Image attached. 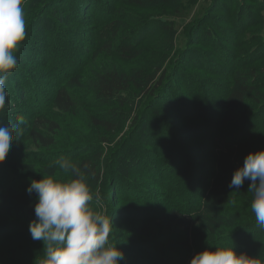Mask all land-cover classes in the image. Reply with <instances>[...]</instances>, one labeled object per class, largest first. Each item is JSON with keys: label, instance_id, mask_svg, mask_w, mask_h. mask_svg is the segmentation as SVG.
<instances>
[{"label": "rangeland", "instance_id": "obj_1", "mask_svg": "<svg viewBox=\"0 0 264 264\" xmlns=\"http://www.w3.org/2000/svg\"><path fill=\"white\" fill-rule=\"evenodd\" d=\"M37 4L38 2L30 3V6L25 8L26 10L23 9L24 12L29 10L32 12L31 8L34 10ZM59 8L63 9L65 14L68 12L72 17V22L66 21L69 29L58 24L57 11ZM41 10H44V16L54 23V27L46 26V32L39 29L44 34H40L38 30L31 33L30 47L35 40L45 41V43H42L41 47L38 43L36 50L25 51L20 56L17 68L10 74L5 85L7 91L5 103L0 106V109L4 107L7 111L13 110L14 115L7 120L6 125L15 130V137L19 131L20 133L23 131L20 129L27 125L26 121L38 114L36 104L31 105L30 103L34 100L36 103L37 97L41 98L39 95L46 96L51 88L61 86L64 84V79L67 80L74 75V72L81 71L86 63L84 54L87 45L84 44V38L91 44L95 43V37L103 35L105 27L114 22L120 25L117 27L120 41L130 40L133 37L137 38V44L133 55L126 54L124 59H120L121 52L115 50L109 62L129 76L140 73V80L133 84H142L146 76H151L159 69L158 76L166 73L163 81V90H166V93H162L161 98L162 100L167 99L161 102L165 106L161 110H163L162 115L172 122L173 127L182 120V117L176 115L177 113L184 114L187 120L193 118L192 123L200 127L208 126V119L222 118L220 109H222L227 93L236 83L238 76L239 80H241L240 77L245 79V75L249 73L250 79L247 86L250 92L244 98L240 109L229 117L227 125H231V135L238 143L237 146L245 145L246 154L264 149V105L258 108L264 102V0H140L139 6L123 3L122 0H51ZM83 46L85 50L82 51ZM118 46L119 44L114 45L113 48H118ZM43 55H46L45 61H42ZM42 62H45L44 65ZM96 62L102 61L96 58ZM252 71L254 74L257 71L256 76L251 74ZM89 72H82L80 76L89 78ZM75 81L77 84L82 79L77 78ZM240 85L241 83L238 84ZM34 86L37 97L31 90ZM75 89L72 92L78 96L82 114L85 117L82 119L78 117V120L71 122L63 119L60 122L64 132L59 138L60 147L56 150L53 159L33 156L36 155L33 154L34 150H25L28 154L24 160V166L20 165V170H22L20 173L36 180L42 179V175H51L60 181L71 179V174L65 173L57 161L70 160L66 156L68 151L72 152L77 161L82 157L93 156L95 146L101 142L102 137H105L107 143L102 144L101 184L97 189L99 190L98 196L94 198L91 206L97 211H104L109 217L113 215V211L117 210L116 205L122 212L132 208V211L139 217L143 216L140 221L149 216L145 213L147 205H137L134 197L143 203L155 200L159 205L166 207L167 187L163 188V186H166L171 178L178 179L177 174L180 173L181 168L184 165L188 166L189 156L193 159L200 156L203 134L197 133L199 129L195 128L198 127L193 128L191 125L182 123L188 128L185 134L181 131L178 134L174 130L172 134L167 135L173 136L171 139L168 137L166 139L171 142V148L168 149L170 153L167 154L163 152V148H166L163 144L165 137L155 134L153 124L150 123V120L157 115L152 108L156 100L140 101L139 91L131 88V91L128 90L124 94V96L131 97L130 105L120 109L117 106L111 108L116 116V123L112 124L111 119L115 116L111 117V109L99 106L89 94L80 93V89ZM133 90L136 91L133 92ZM200 92L207 106L195 110L193 99ZM190 93L195 94L194 98ZM19 95L28 96L24 102L26 107L18 99ZM8 101L11 102L12 108H8ZM141 102H144V105L139 108ZM182 102L189 106L177 112V106ZM90 115L100 116L98 118L100 121L110 120V125L114 126L115 130L105 131L97 127L86 118ZM1 120H4L2 116H0V124ZM142 120H146L147 124L145 122V125L140 127L138 125ZM219 122L220 119L217 124ZM74 127L76 131H73ZM79 138H84V140H77ZM126 144L136 146L143 158L151 164L145 162L146 164L142 165L137 160L128 168L130 171H126L123 164L129 157L122 154ZM39 163L57 168H48ZM243 163L244 159L240 155L234 157V170L241 167ZM170 165L173 169H169ZM11 167H13L12 164ZM143 167L147 170H143ZM171 170L174 173L171 174ZM85 180L87 182V179ZM244 183L247 186L246 189L240 188L239 191L232 189L230 196L235 195L239 205L247 209L250 208L253 193L249 191L251 181L247 180ZM20 184L21 182L16 181L8 182L5 190L13 197L19 196L23 199L37 201V194L35 192L29 194L21 188ZM128 186H131V189L135 186L136 189L130 190ZM2 189L1 187L0 191ZM108 189L111 190V194H117L116 199L113 197V201L110 200L112 195H109ZM90 190L92 194L95 192V189L90 188ZM116 200L120 203L116 204ZM230 201L233 200H227L222 204L213 203L209 210L212 212L210 214L208 212L207 215L213 218L214 223L227 224L226 235L233 238L232 232L237 223H232V213L227 212L234 204ZM198 218L192 220L194 222L193 238L197 243L192 244L193 249L190 255L170 253V250L165 251L145 243L144 245L139 243V247L136 246L135 249L128 244V240L133 238L132 226H130L134 222L132 217L123 218L122 223L113 222L111 240L124 253V259L120 261V264H137L131 256L138 251H141L149 263L159 260L175 264L174 262L184 258V264H188L197 253L194 248L200 252L209 245L207 244L210 239L209 234L206 233L204 227L207 221L200 222L201 218ZM253 219V221L250 220L251 223L249 219H245L238 222V225L250 223L244 228L253 225L254 228L257 226L262 231L263 228L257 224L254 217ZM230 225H232L231 228L228 227ZM260 234L264 242V232ZM237 235L239 237V234ZM113 236L115 241H113ZM242 237L246 240L249 238L247 233L242 234ZM177 238L181 240L182 236L177 237L174 233L160 237L156 244L160 246ZM228 242L224 243V246L235 245L228 244ZM232 242L234 243V240ZM210 249L213 250L211 247ZM236 253L240 254V252ZM175 258L178 259L175 261ZM254 258L257 257L254 256ZM259 259L264 261L262 256Z\"/></svg>", "mask_w": 264, "mask_h": 264}, {"label": "trees", "instance_id": "obj_2", "mask_svg": "<svg viewBox=\"0 0 264 264\" xmlns=\"http://www.w3.org/2000/svg\"><path fill=\"white\" fill-rule=\"evenodd\" d=\"M50 1L51 0H31L30 2L29 0H23V9L28 8L30 3L36 4L38 2V4L34 10L31 8L32 12H30V10L24 12L25 38L16 53L17 59H19L25 51L36 50L38 43L40 47L43 45L42 43H45V41L39 42L40 40H35L31 47L29 45L31 33L38 30L40 34H44V32H46V26H50L51 28L54 27V23L50 20V18L44 16V10H41L43 9V6L46 7L47 3ZM122 1L123 3L125 2L133 6L140 5V0ZM57 12V21L59 26L69 29V25L66 24V21L72 22L71 15L68 12L65 14L61 8H59V11ZM119 26V24H114L113 22L110 26L105 27L103 35H100L98 38L96 36L95 43L93 44L84 38V44L87 45V50L84 54L86 63L82 67L81 71L78 70L74 72V75L69 79H64V84L56 88H51L46 96L39 95L41 98L37 97L38 94L37 91H35V86L31 89L32 93L36 95L38 101L35 103L34 100V102L30 104H36L38 114L29 121H26L27 125L20 129L23 131L21 133L20 131L18 132L16 136L17 140L14 139L12 141L5 159L3 162H0V189L1 187L3 188L0 191V237L2 236V238H0V264H40L41 259L44 257L43 242H35L29 231L30 222L36 219L34 207L37 201H33L28 198L23 199L19 196L13 197L5 189L8 182L16 181L19 183L21 182V188L24 191H27L31 181L36 179L27 177L20 173L22 172V170H20V165L24 166V160L27 158L28 154L25 150H34L35 152L33 154L36 155L33 156H44L53 159V157H55L54 154L56 150L60 147L59 138L64 132V128L60 126V122L63 119H67L68 122H71L73 120H78V117H80V119L85 117L82 114L78 96H75L72 92L73 89H80V93L89 94L99 106L108 107L109 109L114 106H117L119 109L128 107V105H130L129 101L131 97L124 96V94L128 90L131 91V88L139 91L141 97L140 101H147L148 99L156 100L152 104V108L155 112H157V115L155 118L150 120V123L153 124L155 134L165 137L163 144H165V149L167 150L163 148V152H167V154L170 153V150L168 151V149L171 148V142L166 139H171V137H173L172 135H167L172 134L174 130H176L178 134L180 131L185 134L188 128L184 125H191L193 128L197 126L192 123L194 121L193 118L191 120H187L184 114L181 115L177 113L176 115L182 117V120L176 125L174 124L175 128L172 126V122L166 120V118L162 115L163 110L161 109L165 106L161 104V102L167 99L163 98L162 100L161 98L162 93H166V90H163V81L166 73L158 76L157 72L160 70L159 69L151 76H146V78L143 79L142 84H133L140 80V73L137 72L135 76H129L128 74L121 72L116 65L109 62V60L113 58L115 54L113 51L115 50L120 51L122 57L119 58L124 59L126 54H129V56L133 55V52L136 49L137 38L131 37L130 40L125 39L123 41L118 39L119 30H117V27ZM39 29L44 32L41 33V30ZM81 41L83 42V39H81ZM117 44H119L118 48H113L114 45ZM81 50H85L84 46ZM45 56L46 55H43L42 61H45ZM96 58L102 62H96ZM42 63V65H44L45 62ZM85 71H90L89 78H83V76H80V74ZM251 74L256 76L257 71H255V74L254 71H252ZM77 78L82 79V81L76 84L75 80ZM240 79L241 80H239L238 76L236 83L227 93V97L222 104V109H220V114L227 118L218 117L208 119V126H197L198 128H195L200 131H197V133L203 134L201 136L203 139V146L201 147L200 156L197 159H193L189 156L187 158L188 166L184 165L183 168H181V171H179L180 173L177 174L178 179L175 180L171 178L167 182L166 186H163V188L167 187V193L165 195L167 199L166 207L159 205V203L155 200L145 201L143 203L141 200L134 197L133 199L136 201L135 203H137V205H147L145 213L149 214V216L145 215L147 218L140 221V218L143 216L141 215L139 217L137 213L132 211V208L122 212L118 209V205H116L117 210L113 211L111 222L122 223L121 220H123V218L128 216L132 217L134 222H132L130 226H132L131 232L133 233V238L128 240V244L133 246L135 249L136 246L139 247V243L142 245L145 243L147 245H154L155 248H160L165 251L170 250V253L190 255L193 249L192 244L197 243L193 238L194 222L192 220L199 217L198 219L201 218L199 220L200 222L202 220L207 221L204 227L206 233L209 234L208 237L210 238V242L208 241L207 243L209 244L208 248L211 247L215 250L216 247H233L234 250L238 253L240 252V254L245 253L251 257L255 256L257 258L260 256L264 257V242L260 237V233L264 232V228L262 231L259 230L257 226L254 228L253 225L244 228L254 220L253 217L255 218V215L251 211V208H242L235 195L230 196L232 189L228 186L230 183V177L235 171L233 167V158L240 155V157L244 159L247 155V152H245V145L243 144L242 146H237L238 143L234 141L233 136L231 135V125H227L230 119L229 117L235 114L236 110L240 109L244 98L250 92L249 86H247L248 80L250 79L249 73L245 75V79L243 77H240ZM239 83H241L240 86H238ZM136 90H133V92ZM190 94L194 98L195 94ZM133 95L134 94H132V96ZM27 97L28 96L26 95L18 96V99L22 104H24V107H26V103L24 102ZM143 105L144 102H141L139 104V108L143 107ZM263 105L264 102L260 104L258 108L263 107ZM7 106H9L8 108L13 107L9 101L7 102ZM186 106L189 105L182 102L181 105L177 106V112H180V110ZM193 106L195 107V110L207 106L201 92L195 99H193ZM114 112L115 111L111 109V117L115 116ZM12 115H14L12 109L10 111H7L4 107L3 109H0V116L4 118V120H1V124L6 125L7 120ZM86 118H88L89 121H92L97 127L105 129V131L115 130L114 126L112 127L110 125V120L100 121L98 120L100 116L92 117L91 115ZM112 118L111 122L112 124H115L116 116ZM219 119L220 122L217 124ZM145 122L146 120H142L138 126L141 127L142 125H145ZM73 131H76L75 127L73 128ZM77 140H84V138H79ZM104 143H107V139L102 137L101 142L95 146L96 148H94L95 154L88 158L82 157L77 161L71 151H68L66 155L73 164L80 168L85 179H87L88 186L91 189H95V192L93 193L95 199L98 196L97 192L99 190L97 189L100 187L99 184H101L103 173L101 162L103 150L102 144ZM221 150L225 153H222L223 151ZM122 154L126 155L127 158L129 157L123 164L126 171H130L128 168L137 160H139L142 165L146 163L151 164L147 159L143 158L136 146H124ZM142 159L144 161H142ZM176 161H178V157H176ZM11 164L13 167H11ZM40 165L45 166L42 164ZM171 166L172 165L169 166V169H173ZM45 167L57 168L55 166ZM142 169L147 170L146 167H143ZM172 173H174L173 170H171V174ZM125 177L127 178V176ZM128 188L130 190L136 189L135 186H132V189L131 186H128ZM241 188L243 190L247 188L245 183ZM108 193L109 195H112L110 197L111 201H113V197L116 199L117 194H111V190L109 189ZM227 200H233L230 201V203H234L231 209L227 211L232 213V223H237L232 232L233 238H229L226 235L227 224L214 223L213 218L209 215L212 212H209V210L213 203L218 202L219 204H222ZM115 203L118 204L120 202L116 200ZM153 209H155V211ZM208 212L209 214L207 215ZM245 219H249V221L253 220L248 224L239 226L238 222H242ZM228 227L231 228L232 225ZM236 232H238L237 234H239V237ZM174 233L177 237L182 236V239L180 240L177 238L175 240L165 242L160 246L156 244L160 237L163 238ZM246 233L249 236L248 240H246L245 237L241 238V235ZM115 240L116 239L113 236V241ZM233 240L234 243L232 242ZM227 241H229L228 244L235 245L224 246V243ZM194 250L197 253L199 252L196 248H194ZM131 257L134 261H137V264L171 263L161 262L159 260L149 263V260L141 254V251L134 253ZM177 259L178 258H175V261ZM174 263L184 264L185 259L180 258L178 262ZM188 264H190V261Z\"/></svg>", "mask_w": 264, "mask_h": 264}, {"label": "clouds", "instance_id": "obj_3", "mask_svg": "<svg viewBox=\"0 0 264 264\" xmlns=\"http://www.w3.org/2000/svg\"><path fill=\"white\" fill-rule=\"evenodd\" d=\"M25 38L23 0H0V106L7 96L6 82L17 68L16 56ZM15 130L0 124V162L6 157ZM73 178L60 181L51 175L32 180L27 192L37 194L36 219L29 224L34 241H42L40 264H120L124 253L111 240V217L95 210L94 196L77 165L68 159L57 161ZM250 180V204L257 224L264 228V149L249 152L237 168L229 188L239 190ZM190 264H264L259 258L237 254L233 247L206 248L196 253Z\"/></svg>", "mask_w": 264, "mask_h": 264}]
</instances>
